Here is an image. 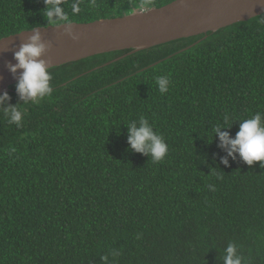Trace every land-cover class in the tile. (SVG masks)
Returning <instances> with one entry per match:
<instances>
[{
    "label": "trees",
    "instance_id": "16d2710c",
    "mask_svg": "<svg viewBox=\"0 0 264 264\" xmlns=\"http://www.w3.org/2000/svg\"><path fill=\"white\" fill-rule=\"evenodd\" d=\"M172 1L80 0L76 15V0L62 7L89 23ZM48 7L0 0V38L51 25ZM128 52L50 69L43 99L21 100L16 84L5 92L0 264H223L229 243L243 264H264V168L229 157L212 131L227 123L221 131L235 137L240 121L264 113V14L83 74ZM157 76L170 79L167 93ZM141 117L167 144L160 162L127 143L125 125Z\"/></svg>",
    "mask_w": 264,
    "mask_h": 264
},
{
    "label": "water",
    "instance_id": "95a60500",
    "mask_svg": "<svg viewBox=\"0 0 264 264\" xmlns=\"http://www.w3.org/2000/svg\"><path fill=\"white\" fill-rule=\"evenodd\" d=\"M262 14L264 0H174L161 7L131 8L121 16L89 23L72 22L75 40L63 34L65 26L49 25L23 30L0 38V94L11 91L10 87L16 84L19 70L13 76L8 65L16 63L14 52L35 32H39L42 41L49 46L42 59L49 62L50 69L102 54L130 50L126 55L83 73L88 74L132 53L180 39L200 35L205 38L208 33L247 22Z\"/></svg>",
    "mask_w": 264,
    "mask_h": 264
},
{
    "label": "clouds",
    "instance_id": "9594fccd",
    "mask_svg": "<svg viewBox=\"0 0 264 264\" xmlns=\"http://www.w3.org/2000/svg\"><path fill=\"white\" fill-rule=\"evenodd\" d=\"M45 2L49 5L46 10L48 23L54 26H65L63 34L75 40L72 19L62 7L63 0H45ZM71 12L72 15L80 12V0H76L71 5ZM48 48L49 46L42 41L40 33L35 32L27 38L26 43L20 45L18 51L14 52L13 59L16 63L8 65V70L13 76L19 70L16 92L25 102L43 99L52 93L49 62L42 59ZM155 80L159 92L167 93L170 79L167 76H157ZM8 99L7 93L0 95V102ZM7 116L9 123H16L19 127L22 112L16 106L7 110ZM227 119L225 117V122ZM231 126L227 123L220 124L212 130L214 137L219 139L220 146L227 148L229 157H233L235 153L247 165L252 166L254 162H260V167L264 168V113L257 112L251 118L240 121L235 137H230L228 131H221ZM125 127L127 143L131 150L150 157L153 162H160L165 158L168 151L167 144L164 138L154 131L148 119L141 117ZM221 162L227 164V160ZM224 252L223 264H243L244 258L239 253L238 245L229 243Z\"/></svg>",
    "mask_w": 264,
    "mask_h": 264
},
{
    "label": "rangeland",
    "instance_id": "374dc122",
    "mask_svg": "<svg viewBox=\"0 0 264 264\" xmlns=\"http://www.w3.org/2000/svg\"><path fill=\"white\" fill-rule=\"evenodd\" d=\"M129 10H130V9H129ZM129 10H128V11H129ZM128 11H127V12H128ZM120 14H121V13H120Z\"/></svg>",
    "mask_w": 264,
    "mask_h": 264
}]
</instances>
